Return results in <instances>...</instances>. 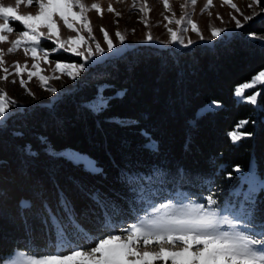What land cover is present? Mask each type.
<instances>
[{
  "label": "trees",
  "instance_id": "obj_1",
  "mask_svg": "<svg viewBox=\"0 0 264 264\" xmlns=\"http://www.w3.org/2000/svg\"><path fill=\"white\" fill-rule=\"evenodd\" d=\"M251 33H264V16L214 43L134 47L92 66L53 104L11 115L0 126V256L26 243H55L38 210L45 202L58 210L61 193L94 228L105 211L131 220L147 193L231 197L240 184L237 168L246 173L256 162L264 175V87L253 90L261 93L259 107L235 95L264 70V46ZM101 90L109 106L93 111L90 102ZM212 102L219 107L206 111ZM241 122L248 135L234 143L230 134ZM67 148L89 155L99 171L65 154ZM97 193L100 205L92 199ZM23 200L33 207L21 208ZM259 208L264 212V199Z\"/></svg>",
  "mask_w": 264,
  "mask_h": 264
},
{
  "label": "snow or ice",
  "instance_id": "obj_2",
  "mask_svg": "<svg viewBox=\"0 0 264 264\" xmlns=\"http://www.w3.org/2000/svg\"><path fill=\"white\" fill-rule=\"evenodd\" d=\"M22 2L26 6H36L38 10L34 14H20L18 7ZM225 2L239 11L231 0ZM189 3L195 5L196 0H189ZM208 3L210 5L211 0ZM254 3L258 4L259 0H254ZM164 5L168 8L169 0H164ZM74 8L77 11H73ZM91 10L99 13L100 5L93 3L89 6L84 0H15V4L0 2V42H9L8 34L15 31L10 22L19 23L23 31L18 33L15 40L10 41L12 46L7 51L13 53L23 48L25 55L30 54L34 61L43 60L46 63L52 53L67 52L81 58V62L56 61L54 73L66 74L75 79L91 65L103 62L105 58L122 56L127 51L126 33L122 34L119 30L115 33L120 42L119 48L103 27L101 32L106 47L96 40L87 15ZM108 11L114 10L109 7ZM190 15L185 13L174 21L169 20V23L178 25L176 30L167 28L171 43L184 45L183 34L189 26L192 31L200 33ZM257 15L259 13L254 12L253 16H245L244 20L250 21ZM58 21L76 34L63 38ZM236 27H243L240 20H236ZM211 31L215 37L224 29L212 27ZM146 39L153 41L155 37L149 33ZM257 39L264 46V37ZM45 40L53 42L55 47L45 49ZM187 43L192 44L193 41L189 39ZM2 52L0 49V64L3 63ZM13 67L16 74L20 75L22 70L19 62H14ZM32 68L36 70L28 73V79L37 77L41 86H46L48 80L59 78L40 74L38 62H34ZM23 70L27 71V64ZM3 71L8 73L7 68ZM20 84L32 94L26 88L24 79H20ZM257 85L264 87V70L251 81L237 86L236 97L252 104L258 103L261 93L253 91L252 95H245ZM48 90L57 91L55 87H49ZM13 105H16V101L0 90V123L14 114L11 111ZM89 106L93 111H103L109 106V101L101 90ZM216 107H219L218 103L212 102L205 110L212 111ZM245 124L241 122L230 134L234 143L248 135L242 131ZM144 134L147 136V132ZM148 139L151 141L150 137ZM151 147L156 151L155 141H151ZM86 167L99 171L95 162L87 161ZM236 171L239 173L240 184L231 192L228 203H218L211 193L207 197L193 198L180 191L151 192L147 193V207L143 214L133 215L132 223L105 211L100 224L94 228L84 225L71 200L61 193L57 209H62V214L58 210L54 211L46 202L38 210L41 219L54 232L55 243L46 244L43 248L34 243H26L24 248L16 250L7 259L0 256V261L2 264H65L66 261L80 258L76 264H264V212L258 215L256 207L257 194L264 190V178L256 171L255 164L247 173L240 172L239 168ZM144 195L141 193L142 197ZM92 199L100 205L101 197L98 193ZM20 206L31 209L33 204L23 200Z\"/></svg>",
  "mask_w": 264,
  "mask_h": 264
},
{
  "label": "rangeland",
  "instance_id": "obj_3",
  "mask_svg": "<svg viewBox=\"0 0 264 264\" xmlns=\"http://www.w3.org/2000/svg\"><path fill=\"white\" fill-rule=\"evenodd\" d=\"M0 2L5 4H15V0H0ZM84 2L89 6L93 3H98L100 5L99 13L96 10H91L87 13L91 25L93 26V32L96 40H98L103 47H106V43L101 32V27H103L113 39L116 47L119 48L120 42L115 36L116 31L119 30L122 34L126 33L125 47L127 48V51L140 45H153L176 49L191 47L199 43H214L219 39L240 31L245 25H248L264 16V0H259L258 4L254 3V0H231L232 3L237 5L239 11L231 8L230 5L225 2V0H211L210 5L208 0H196L195 5L189 3V0H169L168 8H165L164 0H84ZM206 5L207 10H205ZM249 5H251V7H249ZM109 7H111L114 11H108ZM37 10L38 9L36 6H26V4L23 2L18 7V12L20 14H34ZM73 11H77V9L74 8ZM254 12L259 13V15L254 16L250 21L244 20L245 16H253ZM117 13H119V15H117ZM185 13L191 14L190 19L197 23L200 33L198 34L197 32L192 31L191 27L189 26L188 31L183 34L185 44H173L170 42V35L167 32V28L171 27L173 30H176L178 25H176L174 22L169 23V20L174 21L175 19L183 16ZM236 20H240L243 27L237 28ZM58 24L61 25L60 34L63 38H67L68 36L76 34L75 32L70 31L66 27L62 26V22L58 21ZM10 26H12L15 31L12 34H8L9 42H0V49L3 50V63L0 64V90L5 91L9 98L16 101V105L11 106V111L14 114L39 104H53L65 93L75 90L79 81L92 66L104 63L109 60V58H105L103 62H98L94 65H91L86 70L82 71L81 74L75 79L70 78L66 74H61L59 72L54 73L56 61H61L63 63H80L81 58L61 51L58 53H52L48 58V62L46 63L43 60L34 61L30 54L25 55L23 48H20L13 53H9L7 50L12 46L10 41L15 40L18 33L23 31V28L19 23L10 22ZM212 27L222 28L224 31L221 32L220 35L214 37L211 31ZM149 33L155 37V40L148 41L146 39ZM81 34L83 35L84 33ZM250 35L254 38L264 37V33H251ZM189 39L193 41L192 44L187 43ZM166 41H168V43H164ZM43 47L50 50L55 47V44L45 40L43 42ZM62 55H68L74 59L71 60L64 58ZM14 62H19L20 68L22 70L20 75L16 74V69L13 67ZM34 62H38L40 64V74L45 76H58L59 78L48 80L46 86H41V82L37 77H33L31 80H29L28 73L30 71L36 70L32 68ZM25 64H27V71L23 70ZM4 68L8 69V73L3 71ZM5 76L7 78L3 79L2 77ZM21 78L25 80L26 88L30 90L32 94H29V91H26L25 87L21 86ZM13 81H15V83H13ZM49 87H55L57 91L51 92L48 90ZM256 92H259V90ZM252 94L253 90H249L245 95ZM255 105L259 107V103H256ZM7 119L3 123H0V126H5L7 124ZM63 152L75 160L83 161L85 165L87 161L95 162L94 159L89 155L76 151L72 148H67ZM253 164H255L257 171L256 162L252 163L250 169L252 168ZM96 168L98 169L97 165ZM247 172L248 171H246V173ZM258 174L264 178L263 174ZM177 191L188 194L191 193L190 195L193 196V198L207 197L205 195L198 196L188 190ZM214 198H216L217 201H220V204L228 203L231 199L229 194H219L216 197L214 196ZM262 199H264V193H261L260 191L256 197L258 215L260 212H262L259 208ZM156 202L158 203L159 201ZM146 207L147 202L143 205L138 215H142L143 210ZM132 222L133 220L131 223ZM78 259L80 258H74L72 261H66L65 264H76Z\"/></svg>",
  "mask_w": 264,
  "mask_h": 264
}]
</instances>
